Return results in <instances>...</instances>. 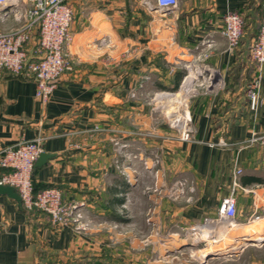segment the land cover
Wrapping results in <instances>:
<instances>
[{
	"label": "crops",
	"instance_id": "obj_1",
	"mask_svg": "<svg viewBox=\"0 0 264 264\" xmlns=\"http://www.w3.org/2000/svg\"><path fill=\"white\" fill-rule=\"evenodd\" d=\"M263 1L179 0L173 10H148L141 0H70L75 12L68 48L73 69L62 75L49 102L37 98L34 79L0 71V149L45 135L44 152L55 157L34 169L36 183L60 188L67 203H82L93 227L85 231L55 225L49 214L0 195V264H105L103 258L117 257L112 231L132 225L135 208L142 212L141 222H151L150 211H158V220L168 221L170 244H181L183 231L216 215L238 165L244 172L237 218L249 222V211L238 214L241 198L254 193V199L264 200V188L263 183L244 184L243 178H263L264 146L242 142L264 132V76L263 102L253 113L248 85L258 64L251 43L242 38L231 51L221 30L225 15L233 11L246 20L258 18L260 25ZM20 26L14 19L0 21L2 31ZM103 36L111 45L96 46L94 41ZM37 39L34 30L28 46ZM195 63L218 70L223 86L190 95L192 139L135 134L152 126L171 130L154 120L157 110L151 100L172 92L176 73ZM179 92L184 102L191 91ZM95 126L104 130L92 131ZM114 138L126 142V156L117 153ZM220 139L227 145H219ZM155 153L168 166L164 182L170 185L156 201L141 185L145 180L163 183L150 170ZM125 172L138 181L129 182ZM179 179L187 181L184 194L189 198L170 195Z\"/></svg>",
	"mask_w": 264,
	"mask_h": 264
},
{
	"label": "built area",
	"instance_id": "obj_2",
	"mask_svg": "<svg viewBox=\"0 0 264 264\" xmlns=\"http://www.w3.org/2000/svg\"><path fill=\"white\" fill-rule=\"evenodd\" d=\"M141 4L148 10H173L179 5V0H141ZM262 19L257 36L250 45V53L258 68L248 85V108L256 113L262 102L261 94L264 76V1L262 3ZM74 9L70 0H0V21L7 22L14 19L21 26L8 31L0 30V71L6 70L14 75L24 74L26 78L36 81V96L47 104L56 89L62 75L73 69V60L69 46L74 40L73 21ZM244 16L239 12H228L224 18L222 35L227 40L229 50H235L244 36ZM34 30L38 31V39L33 46H28L33 38ZM98 47L111 45L109 37L103 36L94 41ZM187 73L195 70L191 92L201 79L212 91L216 86H223L221 73L209 65H185ZM175 68H172L174 70ZM189 92V93H191ZM188 93V94H189ZM176 95L175 92H165ZM185 122L181 139L190 141L193 133L192 116L186 110L178 117ZM104 128L95 126L92 131H103ZM47 137L43 134L33 139H22L15 146L0 149V184L14 186L22 198L25 208H38L51 216L55 225H74L75 229H86L85 215L82 203H67L63 200L60 188L48 187L35 191L34 169L35 163L44 152L43 143ZM260 143L264 146V132H255L251 138L242 142L243 145ZM219 145H227L220 139ZM126 169H131L127 166ZM244 169L237 166L235 169L232 187L223 199L215 216L206 217L203 222L191 227L194 237L203 234L216 225L226 226L235 224L237 218L238 195L242 188L240 176ZM129 182L130 174L126 173ZM134 181V180H133ZM187 190V181L179 179L171 188V195L179 197ZM244 239V238H243Z\"/></svg>",
	"mask_w": 264,
	"mask_h": 264
},
{
	"label": "rangeland",
	"instance_id": "obj_3",
	"mask_svg": "<svg viewBox=\"0 0 264 264\" xmlns=\"http://www.w3.org/2000/svg\"><path fill=\"white\" fill-rule=\"evenodd\" d=\"M258 23V18L251 22L249 32L243 37L246 42L251 40L250 32L255 29ZM184 89L187 90L186 88ZM189 90L191 89L189 88ZM206 90V84L200 79L194 88V92L186 94L187 96H185L184 102L181 101L179 96L168 94H164L154 101L151 100L152 110H157L154 120H158L160 124H165L167 127L171 128V130L163 129L158 131L154 130L152 126L149 131L137 130L134 131L135 134L146 133L150 134V136L154 134L163 135V137L166 136L167 138L172 136L181 138L185 128V122L178 117L189 109V97L191 94ZM175 93H177V91H175ZM136 94V91H133L131 96L136 98ZM113 142L116 144L117 153L126 156V153H124L126 142H122L120 138H114ZM152 144H155V146L159 145V143ZM154 150L153 147V151ZM157 150L160 149L156 148L155 151ZM163 159L161 155L155 153L150 163L152 166L150 170H153L154 178L157 174L161 175L163 183L158 185V183H152L150 180H145L144 183L141 182L142 187H145L149 192L151 200L159 199L158 197L162 196L159 194L160 191L167 190L170 186L167 182L168 180L164 182V179H167L166 174H168V166L167 164L166 166L162 164L164 161ZM145 162L147 163V161ZM161 164L162 167L160 168ZM121 171L124 172L125 169L121 168ZM134 171L136 172V169H134ZM132 180L135 182L138 181L135 176L132 177ZM261 188H264V183ZM182 196L189 198L188 195L185 194H182ZM262 197L260 199H254L253 193L250 196H243V199L241 198L238 214H240V210L249 211L251 215L249 216V222H244V224H242L243 222H238L239 219L236 218L235 224L229 226L219 224L216 225L215 228L211 226L207 232L197 234L195 235L196 237H194L191 228H189L181 233V238L183 239L181 244L176 242L170 244L167 237L168 234L165 233L168 221H166L165 217H163V222L159 221L160 213L158 211H150L152 218L151 222H141V218L139 217L142 216V212L135 208V222L128 227H119L112 231L111 246L113 249H116L117 257L108 260L103 258L102 261H104L105 264H264V235L256 240L243 239L248 228L264 223V200H262ZM165 223H167V225ZM83 224L86 226V229H83L85 231L93 227L92 223L86 220V218ZM215 244H227L235 246L236 248L210 251L212 245ZM126 250L128 251L127 257ZM94 261L96 264L99 260Z\"/></svg>",
	"mask_w": 264,
	"mask_h": 264
},
{
	"label": "trees",
	"instance_id": "obj_4",
	"mask_svg": "<svg viewBox=\"0 0 264 264\" xmlns=\"http://www.w3.org/2000/svg\"><path fill=\"white\" fill-rule=\"evenodd\" d=\"M244 20H245V24H244V36H245L249 32V28H250L249 26L253 20L252 19L246 20L245 17H244ZM259 29H260V25L258 23V25L255 27V29L252 32H250V39H251L250 43H252L253 39L257 36ZM185 75H186V70L178 71L175 75V86L173 87V89H169V91H172V92L178 91ZM19 76H25V75L21 74ZM162 87H163V89H168L167 86H162ZM255 182L264 183V179L257 177V176H252V175H246L243 178L244 184H251V183H255ZM48 187H53V186H48V185L47 186H41L38 183H36V181H35V191L36 192L41 191V190L48 188ZM34 209L40 210L38 208H33L30 210H34ZM40 211H42V210H40ZM42 212H44V211H42ZM92 264H95V261H93ZM96 264H98V262H96Z\"/></svg>",
	"mask_w": 264,
	"mask_h": 264
},
{
	"label": "bare ground",
	"instance_id": "obj_5",
	"mask_svg": "<svg viewBox=\"0 0 264 264\" xmlns=\"http://www.w3.org/2000/svg\"><path fill=\"white\" fill-rule=\"evenodd\" d=\"M196 73L194 71H192V74L187 75V77L185 78V82H183V86L182 89L186 88L187 90L184 89V91L187 93L191 90H189V88L191 89L192 83H193V79L195 78ZM264 235V223L262 225H255L251 228H248L247 232L244 234V239H258L259 237ZM232 248H236L235 246L232 245H212V248L210 251H214V250H224V249H232Z\"/></svg>",
	"mask_w": 264,
	"mask_h": 264
},
{
	"label": "water",
	"instance_id": "obj_6",
	"mask_svg": "<svg viewBox=\"0 0 264 264\" xmlns=\"http://www.w3.org/2000/svg\"><path fill=\"white\" fill-rule=\"evenodd\" d=\"M53 157H55V154L43 152L35 163V169L43 167L47 164L48 160L52 159ZM0 195H7L19 202L20 205H23L22 198L14 186L0 184Z\"/></svg>",
	"mask_w": 264,
	"mask_h": 264
}]
</instances>
